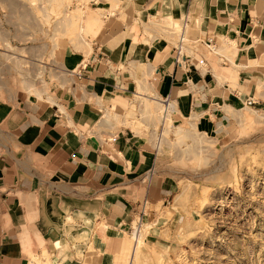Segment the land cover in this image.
<instances>
[{
    "label": "crops",
    "instance_id": "crops-1",
    "mask_svg": "<svg viewBox=\"0 0 264 264\" xmlns=\"http://www.w3.org/2000/svg\"><path fill=\"white\" fill-rule=\"evenodd\" d=\"M201 2L188 1L187 21ZM95 4L82 21L89 48L60 44L58 58L69 66L59 69L58 84L0 104V264H115L79 239L92 225L95 237L112 238L114 230L129 232L135 217L165 222L159 212L174 180L150 139L131 129L107 137L88 130L105 106L147 95L137 91L140 77L216 141L247 117L237 111L264 109V0H205L180 63L176 44L150 38L141 23L170 12L171 0L154 7L120 0L110 13ZM208 37L217 49L227 44L219 52L225 60L208 51Z\"/></svg>",
    "mask_w": 264,
    "mask_h": 264
},
{
    "label": "rangeland",
    "instance_id": "rangeland-1",
    "mask_svg": "<svg viewBox=\"0 0 264 264\" xmlns=\"http://www.w3.org/2000/svg\"><path fill=\"white\" fill-rule=\"evenodd\" d=\"M93 1L103 8L100 12L109 13L120 2L0 0V104L21 94L40 95L58 84L59 69L69 66V59L62 63L58 58L60 44L89 48L82 21ZM156 1L144 0L150 7ZM188 1L171 0L170 12L148 16L141 22L146 34L177 45L184 19L181 11ZM196 6L195 11H186L184 44L192 42L187 34L190 28L200 26L205 0ZM222 49L227 50V44L218 51ZM140 78L137 91L147 95L134 93L121 104L105 106L88 130L107 137L119 132L116 129H131L150 139L174 180L173 196L159 212L165 222H141L137 230L135 217V233L114 230L112 238L95 237L98 228L92 225L88 238L79 239L90 241L89 252L95 246L115 264H127L137 233L141 239L131 264H264V109L237 111V116L247 117L240 116L216 141L180 119L176 110L166 112L164 103L146 90Z\"/></svg>",
    "mask_w": 264,
    "mask_h": 264
},
{
    "label": "built area",
    "instance_id": "built-area-1",
    "mask_svg": "<svg viewBox=\"0 0 264 264\" xmlns=\"http://www.w3.org/2000/svg\"><path fill=\"white\" fill-rule=\"evenodd\" d=\"M184 32L185 31H181L180 32V34H179V38H178V40H177V45H176V49H177V51H176V57H175V61L176 62H179L180 63V60L183 58V52L181 51L182 50V46L184 45V42H183V39H184ZM204 42H205V44H206V47H207V49H208V51L209 52H213V53H216L218 56H220L221 57V59H223V60H225V57L222 55V54H220L219 53V51H218V46H217V44H216V41L212 38V37H208V38H206L205 40H204ZM161 102H162V104L163 103H167L168 102V97H164V98H161V99H159ZM246 104H252L253 102H252V99H247L246 100V102H245ZM163 112H164V110H163ZM141 224V219L140 218H138V220H137V227H139V225ZM132 229H134L135 230V228H132L131 227V229L129 230V232L130 233H135V231L134 230H132Z\"/></svg>",
    "mask_w": 264,
    "mask_h": 264
},
{
    "label": "bare ground",
    "instance_id": "bare-ground-1",
    "mask_svg": "<svg viewBox=\"0 0 264 264\" xmlns=\"http://www.w3.org/2000/svg\"><path fill=\"white\" fill-rule=\"evenodd\" d=\"M183 18V23L181 22L180 25H181V31H185V28L187 26V16L183 14L182 16ZM197 21V19H196ZM164 109L166 112H175V106H174V103L172 101H168L167 103H164ZM137 230H139V227H137ZM140 232V231H139ZM141 234L137 233L135 234V242L133 243V246L130 248V251L128 252V257H127V264H131V260L134 258V256L138 253L137 251V247H138V244L140 242V237ZM35 264H46L45 262L43 261H37V263Z\"/></svg>",
    "mask_w": 264,
    "mask_h": 264
}]
</instances>
